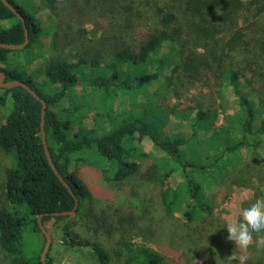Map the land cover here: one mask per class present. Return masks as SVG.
Segmentation results:
<instances>
[{
  "label": "trees",
  "instance_id": "1",
  "mask_svg": "<svg viewBox=\"0 0 264 264\" xmlns=\"http://www.w3.org/2000/svg\"><path fill=\"white\" fill-rule=\"evenodd\" d=\"M7 1L25 21L28 47L40 29ZM74 1L41 0L50 20L58 5ZM93 1L101 8L98 18L93 17L103 28L98 48L73 44L85 32L62 34L59 26L52 31V43L41 45L47 51L38 67L28 61L20 67L8 58L11 51L0 48L4 82L19 80L46 103V146L78 201L75 217L86 220L85 231L92 237L114 240L113 252L121 264H170L148 245L157 230L160 241L169 235L170 241L179 239L181 245L189 242L190 249L205 241L231 244L227 223L215 216L211 198L216 195L209 183L234 168L226 191L233 187L252 191L241 208L264 198V0ZM23 41L20 20L0 1V43L21 45ZM67 47L73 54H66ZM204 89L217 94L221 107L225 90L234 95L233 124L227 129L233 130V138L228 142L215 135L208 149L200 151L193 148L208 114L203 99L196 100L193 91ZM0 92V107L8 109L0 122V150L14 151L16 157L0 182V264H42L45 239L37 216L43 215V227L51 219L64 222L68 217L51 214L72 211L74 199L45 158L41 103L21 87L0 88ZM185 93L183 107L180 102L171 105L170 97L180 101ZM178 114L189 127L187 132L165 136L153 124ZM84 118L90 119V126ZM172 177L180 180L175 187L167 184ZM253 179L256 188L251 185ZM131 180L151 182L158 188L153 216L145 208L140 215L117 209L110 215L98 209L95 196L108 195V202L129 196L126 185ZM91 181L102 183L103 191L92 190ZM20 205L28 209L33 231L42 238L32 252L24 245L26 221L16 214ZM176 214L183 218L182 225L167 230V222ZM76 224L62 226L66 244L92 247L100 264H107L108 253L98 241L75 233ZM133 236L144 243L131 242ZM247 255V264H264V249L255 245ZM45 264H52L48 256Z\"/></svg>",
  "mask_w": 264,
  "mask_h": 264
},
{
  "label": "rangeland",
  "instance_id": "2",
  "mask_svg": "<svg viewBox=\"0 0 264 264\" xmlns=\"http://www.w3.org/2000/svg\"><path fill=\"white\" fill-rule=\"evenodd\" d=\"M10 1L16 7L20 8L26 16L31 18L32 26L39 27L40 29L32 35L33 41L30 40L28 47H25L22 50L11 51V53L8 54V58L10 60H15L20 67H24L26 61L30 62V66L32 67H38L44 62L45 56H42V54L47 50L41 45L48 46L52 43V31L55 26L60 27L62 34L69 33V35L71 32L83 30L85 34H83L73 43L80 44V47L82 48L83 46L87 48L92 46V48L95 49L94 47L96 46V48H98L99 44L101 43V38L103 37V28H101V26L95 23L93 20V17L98 18L101 8L93 0H76L74 2L62 3L56 8V15L51 16L53 17L52 20L48 18L49 9L42 4L41 0ZM4 27V25L1 26V28ZM67 50V55H69V52H71V54L74 52L72 51L73 49L69 47H67ZM70 59V57H64V60L66 61ZM211 82L214 84L213 80ZM41 86H43V84H41ZM210 90L204 89L201 92H198L197 90H195V92L193 91V95H195L194 98L196 100L203 99V107L208 114V120L206 123H204L203 130H201L198 134V142L193 148L195 150H207L210 145V140L214 139L215 135L224 138L228 142H230V140L233 138L231 135L233 130L227 129L231 128V124H233L232 115L234 114V106H232L231 103L235 97L230 92V90H225L224 93H222L224 95L225 103L223 104V107H221L220 105L222 103H219L217 94L211 93ZM103 95L106 96L105 92H103ZM187 97L188 95L185 93L182 97H180V101L176 100V98L173 96L169 99L171 105L180 102L179 106L183 107L182 104L187 102ZM250 98L253 99V104H255L256 98L254 94H250ZM101 104L103 106V110L106 111V101L103 100ZM7 113V108L2 109L0 107V122L3 120L4 116L7 115ZM182 120L183 115L178 114L177 116H169L168 120H166L163 124L158 121H153V124L163 135L172 136L180 132L188 131L189 127L184 124ZM84 123L85 125L90 126V119L84 118ZM205 128H208L209 132H204ZM193 149L191 148V150ZM15 163L16 157L14 151H10L5 154L0 150V182L3 180L4 171L13 167ZM234 171V168H229L224 173L222 178H217L213 180V183H209L211 186V193L216 195L214 198H211V203L215 207V216H220V218L226 223L237 218L239 210L242 209V202L245 199H248L249 196H252V191L250 189H235L233 187L232 189L226 191V183L228 180L227 177L229 175L233 176L232 174H234ZM257 174H255V176ZM255 180L256 179H253V182H251V185H253L254 188L257 186ZM91 183L92 184L90 185V188L92 190L97 188L98 191H103L102 183L99 184L98 181L96 184L93 181H91ZM178 183H180V180L172 177L167 184L171 187H175ZM126 187V189L129 188V196H121L120 198L117 197V199L114 198V201H106L105 199L108 195L106 197L95 196L98 209L106 210V213L110 215L115 213L113 209H117L121 213L129 212L135 215H140L142 214L141 210L145 208L148 209L150 211V215L153 216V202L154 200H157L158 190L156 185L151 182L149 183L131 180V182L126 185ZM261 191L264 193V188H261ZM134 192L137 194V197L133 195ZM15 210L17 211L16 214L26 221L23 234L24 245L26 251L32 252L38 247L42 238L38 233L33 231V223L31 222L32 216L29 214L28 209L24 205H20L17 206ZM155 210L157 215H160L162 212L159 207L155 208ZM105 217L109 216L105 215ZM156 218L159 217L156 216ZM79 220L80 219L78 217L73 215L64 220V222L58 223L51 219L45 224L44 229L51 239L50 250L46 256H48L52 264H100L96 255L92 251V247H69L66 244V240L61 229L62 226L66 225L68 222L77 223L73 229L74 232L80 237L88 239L90 238L91 241H98L100 243L99 246L108 253L107 264H121L113 252L115 247L114 240H107L102 235H100V237L97 239L96 237H92L90 232L85 231L86 220ZM182 222L183 218L180 216V214H176L174 219H171L167 222L170 224L167 227V230H170V228L175 225L180 227ZM160 236L161 235L158 233V230L154 232L153 240L149 241L148 245L163 254L170 264H219L218 257L221 260L226 259L231 255L232 248H235L233 243L227 244L226 241H224V243L216 242V244L214 242L205 241L202 242L200 246L190 249L189 246L191 245H189V242L181 245L179 239L176 241H170L168 239L169 235L166 237V239L163 238V241H160ZM131 242H136L139 244L144 243L143 240L138 236H133L131 238ZM227 245H229V247ZM254 248L255 244H253L248 249V251H251ZM236 253L239 255L238 250ZM234 263L235 261L232 262V264Z\"/></svg>",
  "mask_w": 264,
  "mask_h": 264
},
{
  "label": "clouds",
  "instance_id": "3",
  "mask_svg": "<svg viewBox=\"0 0 264 264\" xmlns=\"http://www.w3.org/2000/svg\"><path fill=\"white\" fill-rule=\"evenodd\" d=\"M227 240L235 245V250L219 264H247L248 249L255 243L259 249H264V198L255 199L248 207L239 210L238 216L225 226ZM238 250L239 255H237Z\"/></svg>",
  "mask_w": 264,
  "mask_h": 264
},
{
  "label": "water",
  "instance_id": "4",
  "mask_svg": "<svg viewBox=\"0 0 264 264\" xmlns=\"http://www.w3.org/2000/svg\"><path fill=\"white\" fill-rule=\"evenodd\" d=\"M3 5L10 10L16 17L17 19L20 20L23 29H24V41L21 45H12V44H5V43H0V48L1 49H5V50H9V51H17V50H22L24 49L27 44L29 43V39H28V31L26 29V25H25V21L23 19V17L21 16V14H19L17 12V10L13 7L12 4H10L7 0H0ZM5 80V73L0 71V88L2 89H9L12 87H21L24 90H26L29 94L32 95V97H34L36 100H38L41 103V121H40V127H41V137H42V144H43V149H44V154H45V158L47 160V163L50 167V169L53 171L54 175L57 177V179L60 181V183L67 189L68 193L73 197L74 199V207L72 209V211L70 212H61V213H52L51 216L53 217H59V216H63V217H70L76 214V210L78 208V201L77 199L74 197L73 192L71 190V188L69 187V185L64 181V179L62 178V176L58 173V171L56 170L53 161L51 159L50 153L47 149L46 146V142H45V133H44V112H45V108H46V103L37 95V93H35L30 87H28L25 83L19 81V80H11V81H7L4 82ZM43 215H38L37 216V225L38 228L41 232V234L43 235L45 242H44V246L43 249L40 253V261L42 262V264H45V259H46V255L49 251V247H50V236L48 235V233L45 231L44 227L42 226L41 223V219H42Z\"/></svg>",
  "mask_w": 264,
  "mask_h": 264
}]
</instances>
